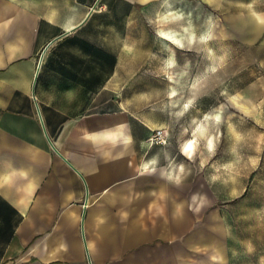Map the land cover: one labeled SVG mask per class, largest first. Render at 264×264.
<instances>
[{"label": "crops", "instance_id": "1", "mask_svg": "<svg viewBox=\"0 0 264 264\" xmlns=\"http://www.w3.org/2000/svg\"><path fill=\"white\" fill-rule=\"evenodd\" d=\"M163 1L0 0V264H229L208 114L117 79L132 28L179 14ZM206 1L250 7L264 44V0ZM159 31L173 69L181 30Z\"/></svg>", "mask_w": 264, "mask_h": 264}, {"label": "rangeland", "instance_id": "2", "mask_svg": "<svg viewBox=\"0 0 264 264\" xmlns=\"http://www.w3.org/2000/svg\"><path fill=\"white\" fill-rule=\"evenodd\" d=\"M198 1L164 0L162 8L170 3L179 14L161 23L158 16L147 33L142 26L132 28L139 40H131L130 55L120 58L130 72L117 79L131 82L125 89L131 98L170 102L173 110L196 119L208 114L212 156L220 159L225 182L219 203L230 225L229 264H264V44L251 42L250 7ZM189 20L194 34L186 38L182 26ZM160 24L183 32L180 42L170 39L178 63L173 69ZM170 75L176 79L177 106L169 99Z\"/></svg>", "mask_w": 264, "mask_h": 264}, {"label": "bare ground", "instance_id": "3", "mask_svg": "<svg viewBox=\"0 0 264 264\" xmlns=\"http://www.w3.org/2000/svg\"><path fill=\"white\" fill-rule=\"evenodd\" d=\"M164 7V6H163ZM173 10H172V7H166L165 9H164V14L165 13H171ZM175 11V10H174ZM173 14V13H172ZM167 17V16H166ZM169 17V16H168ZM185 27V26H184ZM173 31V30H172ZM182 32V31H181ZM163 34L165 35V33L163 32ZM164 37V36H163ZM172 38V40L173 41H178V42H180L179 40H178V38L177 37H171ZM172 52H173V49H172ZM171 58V57H170ZM174 58V56H173V54H172V59ZM175 61V60H174ZM173 61V62H174ZM171 62V61H170ZM169 63V62H168ZM171 64H172V62H171ZM174 64V63H173ZM169 66V65H168ZM170 77V81H172V82H176V79H175V77L173 76V75H170L169 76ZM170 97H171V99H172V104L173 105H175V106H177L178 104L177 103H175L176 102V97H177V94H176V88L173 86V84L171 85V90H170ZM189 98V97H188ZM215 116L216 117H218V114L217 113H215ZM190 143V142H189Z\"/></svg>", "mask_w": 264, "mask_h": 264}, {"label": "built area", "instance_id": "4", "mask_svg": "<svg viewBox=\"0 0 264 264\" xmlns=\"http://www.w3.org/2000/svg\"><path fill=\"white\" fill-rule=\"evenodd\" d=\"M162 131L160 129L153 130L149 136L147 137V142L152 144H165L166 143V137H164L161 133Z\"/></svg>", "mask_w": 264, "mask_h": 264}, {"label": "snow or ice", "instance_id": "5", "mask_svg": "<svg viewBox=\"0 0 264 264\" xmlns=\"http://www.w3.org/2000/svg\"><path fill=\"white\" fill-rule=\"evenodd\" d=\"M189 147H191V145H189Z\"/></svg>", "mask_w": 264, "mask_h": 264}]
</instances>
